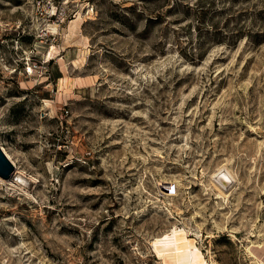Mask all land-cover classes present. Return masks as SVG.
I'll return each instance as SVG.
<instances>
[{
	"label": "rangeland",
	"instance_id": "obj_1",
	"mask_svg": "<svg viewBox=\"0 0 264 264\" xmlns=\"http://www.w3.org/2000/svg\"><path fill=\"white\" fill-rule=\"evenodd\" d=\"M51 1L0 0V264H264V0Z\"/></svg>",
	"mask_w": 264,
	"mask_h": 264
},
{
	"label": "bare ground",
	"instance_id": "obj_2",
	"mask_svg": "<svg viewBox=\"0 0 264 264\" xmlns=\"http://www.w3.org/2000/svg\"><path fill=\"white\" fill-rule=\"evenodd\" d=\"M5 151V149H4ZM6 152V151H5ZM7 154V153H6ZM7 156L10 158V156L7 154ZM13 163V161H12ZM14 164V163H13ZM224 171V170H223ZM232 173H230L228 170H226L225 172H222L219 174L220 178L218 181L216 182H220V184L222 186H225L227 182H231V178H232ZM15 176V175H13ZM13 176H11L12 178H14ZM217 176V175H216ZM215 176V177H216ZM214 177V176H213ZM11 178V179H12ZM22 177L19 176V178L17 180H14L12 179V181L16 184L20 183L22 181ZM219 187V186H218ZM223 188V187H222ZM225 197V193L223 191L220 190V196L219 197ZM177 228V227H176ZM177 229H173L172 233H171V236H173V238L170 239V234L168 235H165V238H164V241H166L165 243H167L169 246L172 244L174 245V249H175V252L174 254H176V258L177 260L179 259H182V260H185L186 264H196V259L199 258V255L198 254H195V250H193V246L191 241L190 240H187L186 242H184V244L182 242L179 241L178 237H177ZM169 233V232H168ZM167 234V233H166ZM163 235V236H164ZM187 235V234H186ZM163 238V237H162ZM162 239H157L155 242H154V245L156 247V250L157 251V255L159 256H162V257H165V253L161 250H159L157 248V244L159 242H161ZM163 243V242H162ZM161 243V244H162ZM195 243V242H194ZM162 246V245H161ZM167 246V245H166ZM196 246V245H195ZM198 248V247H197ZM155 249V248H154ZM169 249V248H168ZM171 257V256H170ZM169 258V257H168ZM171 259V258H170ZM166 260V259H165ZM164 261V260H163ZM174 261V260H173ZM168 262V261H166ZM175 262V261H174ZM184 262V261H183ZM259 264H263L262 262H259Z\"/></svg>",
	"mask_w": 264,
	"mask_h": 264
},
{
	"label": "water",
	"instance_id": "obj_3",
	"mask_svg": "<svg viewBox=\"0 0 264 264\" xmlns=\"http://www.w3.org/2000/svg\"><path fill=\"white\" fill-rule=\"evenodd\" d=\"M15 170L14 164L6 156L5 152L0 147V178L9 180ZM161 188L166 192H174V186L172 184L163 183Z\"/></svg>",
	"mask_w": 264,
	"mask_h": 264
},
{
	"label": "built area",
	"instance_id": "obj_4",
	"mask_svg": "<svg viewBox=\"0 0 264 264\" xmlns=\"http://www.w3.org/2000/svg\"><path fill=\"white\" fill-rule=\"evenodd\" d=\"M67 0H52L51 7L53 8L51 12V18L54 23L61 24L68 16Z\"/></svg>",
	"mask_w": 264,
	"mask_h": 264
}]
</instances>
